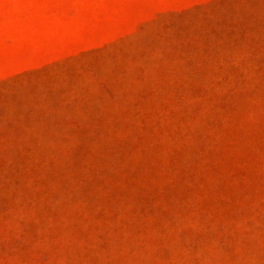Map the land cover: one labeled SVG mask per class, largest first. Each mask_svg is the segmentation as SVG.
I'll use <instances>...</instances> for the list:
<instances>
[{
  "label": "rangeland",
  "instance_id": "obj_1",
  "mask_svg": "<svg viewBox=\"0 0 264 264\" xmlns=\"http://www.w3.org/2000/svg\"><path fill=\"white\" fill-rule=\"evenodd\" d=\"M0 264H264V0H0Z\"/></svg>",
  "mask_w": 264,
  "mask_h": 264
}]
</instances>
